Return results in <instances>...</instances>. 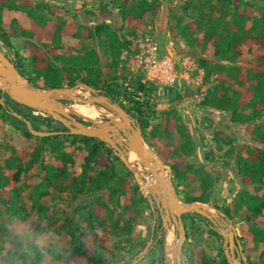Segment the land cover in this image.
<instances>
[{
  "label": "rangeland",
  "instance_id": "rangeland-1",
  "mask_svg": "<svg viewBox=\"0 0 264 264\" xmlns=\"http://www.w3.org/2000/svg\"><path fill=\"white\" fill-rule=\"evenodd\" d=\"M9 1L14 4L20 0ZM31 1L44 3L47 7L56 8L53 15L47 12V7L38 11L43 19L51 17L59 22H73L79 32L83 29L94 31L96 26L103 24L109 32L115 33L121 44V48L117 52L112 50L110 42L101 35H94L90 38L62 37L57 43V51L63 55H67L69 52L75 54L78 47L95 51L99 57L98 65L88 69L89 72L95 73L97 79V87L92 88L96 89L97 94L108 96L127 112L129 107L127 100L109 96L103 91L104 82L112 77H117L119 82L135 83L139 81L149 85L152 109L155 114L146 130L147 135L151 134L150 131L153 126L161 123L166 112H172L189 132L193 143V151L190 155L169 154L170 161H180L184 165H190L197 175L193 182L180 184L176 188L171 174V181L178 197L183 200L182 197L185 195H200L201 191L198 189L200 184L199 177L209 176L212 179V186L205 191L208 202H197L213 207L211 212L219 213L223 217V220H220L223 221L222 223H232L235 226L248 263L264 264L260 258L264 243H255L250 236V231L255 227L252 221L259 220L264 222V209L259 215L254 216L246 207L236 209L233 205L235 195L240 191L243 193L261 194L264 190V188L255 187L254 185L242 184L235 167L236 153L245 154L246 151L254 148L264 149V144L259 142V134L264 132V113L250 119L248 122L237 123L231 120L229 112L218 110L203 102L208 90L217 83L216 74L205 78L203 63L207 67H211L214 64L219 65L218 71L224 75L245 72L256 64L258 56L264 55V48L255 45L250 48L241 46L239 51L233 52L229 58L224 59L214 56L213 48L209 44L201 45L194 42L190 45L189 38H174L172 35V33L177 32L178 22L184 24L190 19H199L200 17H204L206 20L211 13H215L221 31L225 33L233 15L229 10L228 4H219L217 0H158L156 14L144 16L143 23L139 27L128 28L122 22L121 6L118 0ZM138 1L134 0L125 5V9L135 12ZM185 1H191L192 5L185 8ZM243 1H248L251 4L252 17L260 19L263 4L258 0ZM252 20L246 23L247 27L251 25ZM28 25V19L24 12L3 8L1 27L7 32L10 46L0 42V49L18 71L17 66L22 67L24 73L31 78V81L19 71L20 74L33 86L43 89L51 88L46 87L42 77L35 75L33 67L27 59L28 52L24 45L27 38L21 35V31ZM254 33L257 32L255 31ZM195 37L199 38L201 34H197ZM36 44L45 51L47 47H52V44L49 43L36 42ZM16 54L19 57H16ZM138 55L143 57L150 56L154 62L152 64L146 62L138 64ZM163 61H169L173 65L171 76L173 78L163 79L160 71H155V68L152 67V65ZM80 83L83 82L77 81L73 86ZM73 86L64 85L60 87ZM74 95L87 99L89 95L94 94L89 93L84 86H78ZM2 98L5 107L12 112H15L12 110L13 107L23 111L27 108L13 101L5 93L2 94ZM60 100L67 107L81 105V103H77V101L72 99ZM239 111L246 114L250 113L249 108H240ZM31 113L38 118L36 119V124L28 120L32 128L53 131L50 125L41 121V117L49 116L34 110ZM128 113L131 115L130 112ZM77 118L84 120L79 116ZM108 118L106 115H102L99 117V122L84 121L96 128ZM24 125L22 119L17 117L16 119H11L9 115L0 117V175H10L18 167L25 166L31 159L33 150L39 144H42L38 138L40 136L33 135L30 132L31 137H26L23 134ZM159 130L160 136H153L152 134L150 136L156 145L162 149L160 137L168 136L161 128ZM217 133L221 135L218 141L215 136ZM166 139L176 140L179 143L184 141L177 131H173L170 134V138ZM145 143L155 153L153 147L146 141ZM61 146V151L69 153L67 162L56 161V156L50 150V147L45 146V149L40 153L39 163L35 164L31 169L22 172L20 181L16 184L3 186L0 182V190L11 189L18 194L19 200L26 202L29 196L34 195L41 187H45L46 192L41 196V200L49 206L51 217L60 216L62 213L68 214L74 224L81 228L84 223L80 216L76 214L75 207L78 204L89 202L92 198L101 195L105 190L82 194L76 201H73L70 191L66 189V179L63 174L79 176L82 170L83 157L88 151L83 144L73 142L70 137L63 138ZM156 156L160 159L157 154ZM116 157L117 155L111 146L107 144L98 145L90 173L94 174L103 169V161H110L113 165L116 181H124L129 192H126L125 195L118 192L109 203V208L115 213H121L122 218L119 226H122L128 218L127 214L123 213L128 204L135 214L133 220L130 221V228L127 234L115 235L111 230L112 220L101 226L96 225L95 229L98 235H106V238L103 242L97 241L92 245L94 253L105 259L103 264H125L124 261L130 264L138 252L148 245L149 249L136 264H166L164 249V243L166 242L164 241V236L162 234L160 238H156L160 231L159 227H162V216L158 213L156 207V192L150 190L155 180L149 173L141 170L140 181L137 182L134 175ZM9 158L16 159L12 167H8L5 162ZM135 165L143 168L140 163ZM44 166H53L58 176L56 178H48L43 169ZM149 182H151V186L147 189L145 185ZM151 204L155 209L154 211ZM217 207L228 208L230 217L224 213L223 209H218ZM188 213L182 215L187 235L182 246L185 264H189L188 256L192 249L196 247H201L207 257L218 262L223 255L225 256L226 243V237L220 231L228 233L229 229L225 225H220L219 221L213 223V226H209L203 216L199 214V216H187L186 214ZM167 221V228H172L175 234L177 230L172 219L169 218ZM26 239L36 242L39 246L53 244L69 249L79 244V237L72 239L65 233L35 234L27 223L14 222L12 216L4 212L3 207H0V259L5 257L7 251L9 253L14 252L13 244H23ZM159 240L162 241V244ZM68 263L67 254H62L60 259L45 255L41 261V264Z\"/></svg>",
  "mask_w": 264,
  "mask_h": 264
},
{
  "label": "trees",
  "instance_id": "trees-1",
  "mask_svg": "<svg viewBox=\"0 0 264 264\" xmlns=\"http://www.w3.org/2000/svg\"><path fill=\"white\" fill-rule=\"evenodd\" d=\"M133 1L118 0L121 6L120 14L122 22L128 28L139 27L143 23L144 16L156 14L158 10V0H139L135 12L127 11L125 5ZM217 1L222 5L228 4L229 10L233 13L231 23L228 25L225 33L221 31L215 13H211L206 20L204 17H200L199 19H190L184 24L178 22L177 32L172 33L173 37L189 38L190 45L194 42L201 45L209 44L213 48L214 56L224 59L229 58L233 52L239 51L241 46L250 48L255 45L264 48V0H258L263 4L260 19L252 17L251 4L248 1ZM191 5V1H185L184 3L185 8ZM46 7L47 5L44 3H34L31 0H20L14 4H11L9 0H0V42L10 46L7 32L1 27L3 8L24 12L29 25L21 31V35L27 38L24 43L25 49L28 52L27 59L32 65L35 75L43 78L46 87L73 86L77 81H80L96 88V75L88 71L89 68H94L98 65L99 57L96 52L78 47L75 54L69 52L67 55H63L57 51V43H59L62 37L90 38L94 35H101L110 42L112 50L117 52L121 48L117 36L115 33L109 32L103 24L96 26L94 31L83 29L79 32L73 22H59L51 17L43 19L38 11ZM55 10V7H47V12L50 15H53ZM251 20V25L247 27L246 23ZM255 31L257 33H254ZM197 34H201V37H195ZM36 42L49 43L52 44V47H47L45 51ZM16 57H19V55L16 54ZM203 66L205 78H208L212 74H216L217 77V83L208 90L203 100L204 104L229 112L231 120L237 123L248 122L250 119L264 113V55L258 56L256 64L245 72L230 73L229 75L219 72V65L217 64L207 67L203 63ZM17 67L31 81V78L22 70V67ZM103 91L111 97L116 96L127 100L129 103L127 110L139 121L145 141L153 147L162 162L170 166L172 180L176 188L180 184H187L195 180L197 176L196 171L192 170L190 165H184L180 161H170L169 159L170 153L187 156L193 151V143L189 132L178 121L174 113L166 112L161 123L153 126L150 131L153 136H160L159 128L165 131L168 137H160L162 149L153 141L152 135L148 136L146 133L147 128L151 124V118L155 114V111L152 109L151 89L149 85L139 81L135 83L119 82L117 77H112L104 82ZM0 97H2L1 92ZM240 108H249L250 113L240 112ZM12 110L31 123L36 124V119L38 118L32 115L31 109L26 108L23 111L13 107ZM3 115H9L11 119H16L15 116L7 112L5 106L0 104V117ZM41 121L50 125L53 131L66 130L62 123L56 119L41 117ZM24 128L23 134L26 137H31L32 135L25 125ZM173 131L178 132L179 136L184 140L183 143L166 139L170 138V134ZM259 135V142L264 144V132H261ZM215 136L217 141L221 137L219 133ZM66 137L72 138L73 142L83 144L88 151L83 157L82 170L79 176L75 177L63 174L66 179V189L70 191L72 200L76 201L82 194H91L105 190L101 195L92 198L89 202L78 204L75 207L76 214L80 216L84 223L83 226L81 228L76 226L72 218L65 213L57 217H51L49 206L41 200V196L46 192L45 187H41L34 195L29 196L26 202L19 200L18 194L11 189L0 190V207H3L4 212L12 216L14 222L27 223L35 234L49 232L65 233L72 239L79 237V244L69 249L53 244L39 246L36 242L26 239L23 244H13L14 252L9 253L7 251L5 257L0 259V264H41L45 255H50L54 259H60L62 254L68 255V264H103L105 259L94 253L92 245L97 241L103 242L106 235H98L95 226H101L112 220L111 230L115 235L127 234L129 232L130 221L133 220L135 214L130 209L129 204L123 210V213L127 214L128 218L122 226H119L122 218L121 213H115V211H111L109 208V203L113 196L117 195L118 192H121L123 195L129 192L127 185L124 181H116V175L110 161H103V169L94 174L90 173L92 163L97 154L98 145H105L104 142L98 139L81 135L63 134L38 137L42 144H39L33 150L31 159L25 166L18 167L14 173L6 176L0 175V182L3 186L19 182L22 172L31 169L35 164L40 162V153L45 149V146L50 147V150L56 156V161L67 162L69 160V153L61 151V140ZM116 159L118 160L117 157ZM15 161L16 159L9 158L5 162L8 167H12ZM235 167L242 184L264 188V149L254 148L246 151L245 154L236 153ZM43 169L48 178H56L58 176L53 166H44ZM199 181L198 189L201 191V194L198 196L185 195L182 197L185 202H208L205 191L212 186V179L204 175L199 177ZM233 205L236 209L246 207L252 215L257 216L264 209V190L261 194L243 193L240 191L235 195ZM217 208L223 209L224 213L230 217L228 208ZM186 215L199 216L195 213H188ZM203 218L209 226H213L212 220ZM252 222L255 224V227L250 231L252 241L264 243V222L259 220H253ZM159 230V234L162 236L163 228L159 227ZM160 242L162 244V241ZM260 258L264 263V247L260 252ZM188 259L189 264H228L224 255L216 262L215 259L207 257L201 247L193 248ZM124 263L128 264L127 261H124ZM249 264L251 263L249 262Z\"/></svg>",
  "mask_w": 264,
  "mask_h": 264
},
{
  "label": "water",
  "instance_id": "water-1",
  "mask_svg": "<svg viewBox=\"0 0 264 264\" xmlns=\"http://www.w3.org/2000/svg\"><path fill=\"white\" fill-rule=\"evenodd\" d=\"M78 86H84L89 93H93L94 95H89L87 99L74 95ZM0 91L2 94H7L16 103L58 120L66 128L65 131L34 129L26 118H22L20 114L12 112L7 108V112L22 119L31 134L40 137L68 134L98 139L114 149L118 159L134 175L135 180L139 182L141 170L136 169V165L132 164L127 158L130 151H133L137 155L139 163L144 168L143 171L149 173L155 180L150 190L156 192V207L158 213L162 216V228L165 230L164 232L166 233L167 220L169 218L172 219L177 230L174 234L175 240L172 244L167 245L164 243L166 264H169L168 248H171L173 264H185L182 246L186 237V230L182 221V215L188 212H195L208 220H212L213 223L219 221L220 225H225L229 229L228 233H224L223 231H220V233L226 237L225 257L228 263L249 264L244 255L243 247L235 226L232 223H222L223 221L220 220H223V217H221L219 213L216 214L210 211L213 207L197 201L185 202L178 197L171 181L170 166L164 164L157 158L156 154L148 148L144 141L139 121L120 105L113 102L108 96L97 94L96 89L85 83H80L73 87L37 88L20 74L1 49ZM62 92L66 93L68 97H59L52 101H47L50 95L54 93L62 94ZM60 99H72L77 101V103L83 104H100L111 112L113 117L108 118L106 121L101 122L98 127L93 128L84 120L77 118V115L68 112L67 105ZM0 104L5 106L2 97H0ZM162 172H167V174L163 176L161 175ZM151 207L154 211L155 209L152 204ZM164 232L163 236L165 241ZM160 237L161 235L158 236V238ZM176 239L178 240L176 241ZM148 249L149 246L146 245L138 252L135 259H133L130 264H136L141 260Z\"/></svg>",
  "mask_w": 264,
  "mask_h": 264
},
{
  "label": "bare ground",
  "instance_id": "bare-ground-1",
  "mask_svg": "<svg viewBox=\"0 0 264 264\" xmlns=\"http://www.w3.org/2000/svg\"><path fill=\"white\" fill-rule=\"evenodd\" d=\"M59 97H68V95L64 92H62V94H57L54 93L52 95H50L47 99V101H52L55 98H59ZM67 111L70 113H73L79 117H81L82 119H84L85 121H90V122H99V117L102 115H106L109 118L113 117V114L111 112H109L108 110H106L104 107L100 106V104H94V103H81V105L79 106H75V107H67ZM128 160L132 163V164H138V158L137 155L133 152L130 151L127 155ZM136 169L139 170H143L142 167L136 166ZM161 175H166V172H162ZM145 183V182H144ZM151 186V182L146 183L145 187L148 189ZM212 211V210H210ZM167 239V241H166ZM174 240V231L172 228H167L166 233H165V242L167 245L172 244ZM168 242V243H167ZM169 257H168V262L169 264H173V260L171 257V248L167 249Z\"/></svg>",
  "mask_w": 264,
  "mask_h": 264
},
{
  "label": "built area",
  "instance_id": "built-area-1",
  "mask_svg": "<svg viewBox=\"0 0 264 264\" xmlns=\"http://www.w3.org/2000/svg\"><path fill=\"white\" fill-rule=\"evenodd\" d=\"M144 62L152 64L154 60L150 56L143 57L142 55H138V64H144ZM152 67L155 68V71H160L161 76L165 80L172 76L173 65L169 61L159 62L156 65H152Z\"/></svg>",
  "mask_w": 264,
  "mask_h": 264
},
{
  "label": "crops",
  "instance_id": "crops-1",
  "mask_svg": "<svg viewBox=\"0 0 264 264\" xmlns=\"http://www.w3.org/2000/svg\"><path fill=\"white\" fill-rule=\"evenodd\" d=\"M159 235H160V234L158 233L157 236H156V238H158ZM166 241H167V239H166ZM167 243H168V242H167Z\"/></svg>",
  "mask_w": 264,
  "mask_h": 264
}]
</instances>
